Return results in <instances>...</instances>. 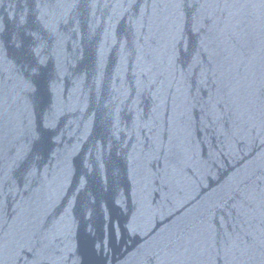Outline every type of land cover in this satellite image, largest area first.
Masks as SVG:
<instances>
[{
	"label": "water",
	"instance_id": "1",
	"mask_svg": "<svg viewBox=\"0 0 264 264\" xmlns=\"http://www.w3.org/2000/svg\"><path fill=\"white\" fill-rule=\"evenodd\" d=\"M0 264H264V0H0Z\"/></svg>",
	"mask_w": 264,
	"mask_h": 264
}]
</instances>
